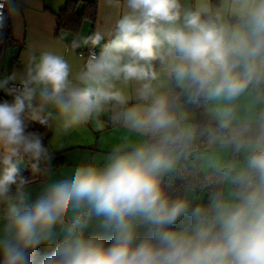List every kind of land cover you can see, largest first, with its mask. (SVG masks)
Listing matches in <instances>:
<instances>
[{
    "label": "clouds",
    "instance_id": "1",
    "mask_svg": "<svg viewBox=\"0 0 264 264\" xmlns=\"http://www.w3.org/2000/svg\"><path fill=\"white\" fill-rule=\"evenodd\" d=\"M123 2L110 39L74 77L62 55L44 51L23 75L0 79L12 97L0 102V264H264V0ZM7 19L0 4V29ZM103 39L95 32L83 43ZM129 84L136 103L118 86ZM181 96L204 102L216 125L210 142L245 153L206 155L227 185L207 203H194V188L173 197L165 184L197 151ZM113 104L147 139L115 148L103 166H77L32 201L19 173L50 156L28 121L46 125L51 106L67 133Z\"/></svg>",
    "mask_w": 264,
    "mask_h": 264
},
{
    "label": "crops",
    "instance_id": "2",
    "mask_svg": "<svg viewBox=\"0 0 264 264\" xmlns=\"http://www.w3.org/2000/svg\"><path fill=\"white\" fill-rule=\"evenodd\" d=\"M96 1L94 20L85 19L79 32L73 34L68 31L59 30L55 17V13L64 6L66 0H13L12 4L17 10L10 13V47L5 53L1 79L13 73H16L18 76L23 75L30 65V57L35 56L38 59L39 55L44 51H51L62 55L69 63L71 76L74 77L83 69L84 60L76 51L67 46V41L73 39L78 44L92 49L99 54L103 44L110 39L111 33L114 32L116 21L125 11L123 0H120L119 7L115 6L114 3L109 4L107 0ZM182 3L187 6H194L196 0H182ZM80 9L81 5L78 6V10ZM95 32L104 34V39L100 45L93 47L91 44H84V39ZM16 58L17 60L13 65L12 71H9L12 61ZM118 86L131 98L130 103H136L135 89L138 87L137 85ZM173 95H175V92ZM255 99V92L241 98L239 101L241 108L243 109L254 102ZM177 102L181 106V110L187 114V123L197 129V137L194 141L197 151L193 152L186 159H183L184 161L181 160L177 169L166 177L174 176L182 163L189 167H198L204 174V177L212 171L220 170L206 166L205 159L207 154H218L224 159H231L234 155L237 158H243L244 151L242 150L236 154L234 151L235 144L232 142L223 145L219 142H210L212 130L216 125L207 116L204 102H202L203 113L197 108V103H189L183 96ZM34 103L38 107L40 105L39 99L34 101ZM119 112V106L114 104L107 106L104 111L98 116L93 117L88 123L64 133L60 128L61 121L55 110L51 106H45L43 114L48 115L50 113L51 115L47 123V135L42 139V142L48 151L58 152L64 149V161L56 167L68 166L64 168L73 172L81 164L91 163L103 166L115 148L120 146L130 148L146 140V136H142L122 124L118 116ZM203 137L204 139L202 140ZM199 142L201 144H198ZM47 161L48 159H42L39 163L44 166ZM27 170L31 172L35 171L30 165L27 166ZM222 188L227 190V185L223 184ZM194 189L196 192L194 203H206L207 200L204 202L200 199L205 193L204 190H201V188ZM30 196L33 201L36 199L33 195ZM39 249L44 252L47 251L43 246Z\"/></svg>",
    "mask_w": 264,
    "mask_h": 264
},
{
    "label": "trees",
    "instance_id": "3",
    "mask_svg": "<svg viewBox=\"0 0 264 264\" xmlns=\"http://www.w3.org/2000/svg\"><path fill=\"white\" fill-rule=\"evenodd\" d=\"M212 2L216 3L217 0H212ZM96 4V0H66L64 6L60 8L57 13H55L58 29L68 31L73 34L78 33L85 19H91L92 21L94 20L96 14ZM79 5H81L80 10H78ZM16 60L17 58L12 61L9 71H12ZM202 102L203 101L197 104V108L201 113L204 112ZM38 107H40V105H38ZM46 129L47 124L41 125L39 122L34 121L28 123V128L26 130L29 132L39 133L42 138L44 135L45 137L47 135ZM203 139L204 137L202 140ZM63 152L64 149L58 152L49 151L50 159H48L44 166L39 163V171L35 170L34 172H31L29 170H21L18 180H23L25 184L44 180L46 177V171L49 167L59 166L63 163ZM182 161L184 160L182 159ZM207 176L208 180H205L204 174L198 167H189L182 163L174 176L165 177V184L167 185V190L169 191L170 195L173 197L185 195L186 191L190 188L200 189V185H203V189L209 194L211 191L223 187L221 170L212 171ZM44 254H46V252H43L40 249L36 250L37 256H42Z\"/></svg>",
    "mask_w": 264,
    "mask_h": 264
},
{
    "label": "built area",
    "instance_id": "4",
    "mask_svg": "<svg viewBox=\"0 0 264 264\" xmlns=\"http://www.w3.org/2000/svg\"><path fill=\"white\" fill-rule=\"evenodd\" d=\"M13 0H11L12 4ZM0 4L4 5V13L8 17L6 25L3 29H0V79H1V73H2V68L4 64V59H5V53L6 50L10 47V12H9V4L6 2V0H0ZM78 43L73 40L69 39L67 41V46L71 48L72 50L76 51L84 60V65L86 62L91 58L93 54H97L94 50L88 49L87 47L80 45L77 47ZM8 100L11 101L12 97L7 96L3 91H0V102ZM34 121H28V123H31ZM45 138V135L42 137V139ZM198 144H201L199 142ZM205 180H208V176L204 177ZM0 216L2 214L0 213Z\"/></svg>",
    "mask_w": 264,
    "mask_h": 264
},
{
    "label": "rangeland",
    "instance_id": "5",
    "mask_svg": "<svg viewBox=\"0 0 264 264\" xmlns=\"http://www.w3.org/2000/svg\"><path fill=\"white\" fill-rule=\"evenodd\" d=\"M6 65H7V61H6ZM64 167H68V166H62V167H56V166L53 167V166H51V167H49L48 170L46 171V177L44 178V180L34 181V182H31V183L25 184L26 190L30 193V195H33L35 198H37L41 194V192L43 191V189L46 186V184H48V183H50L52 181H56V180L67 178V177L71 176L72 171L71 170H67ZM204 192H205L204 195H202L200 197V199H201V201L205 202V200L208 201L209 193L207 191H205V190H204ZM195 193L196 192L194 191V192H192L190 194L195 197ZM31 200L33 201L32 197H31ZM198 203H200V202H198ZM4 207H5V205H0V213H3L2 210H3Z\"/></svg>",
    "mask_w": 264,
    "mask_h": 264
},
{
    "label": "water",
    "instance_id": "6",
    "mask_svg": "<svg viewBox=\"0 0 264 264\" xmlns=\"http://www.w3.org/2000/svg\"><path fill=\"white\" fill-rule=\"evenodd\" d=\"M21 170L23 171L27 170V166L22 167Z\"/></svg>",
    "mask_w": 264,
    "mask_h": 264
}]
</instances>
